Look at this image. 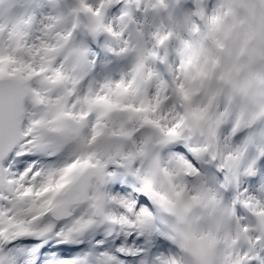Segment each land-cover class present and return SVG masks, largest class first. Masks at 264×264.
I'll return each mask as SVG.
<instances>
[{"label": "snow or ice", "instance_id": "snow-or-ice-1", "mask_svg": "<svg viewBox=\"0 0 264 264\" xmlns=\"http://www.w3.org/2000/svg\"><path fill=\"white\" fill-rule=\"evenodd\" d=\"M0 264H264V0H0Z\"/></svg>", "mask_w": 264, "mask_h": 264}]
</instances>
